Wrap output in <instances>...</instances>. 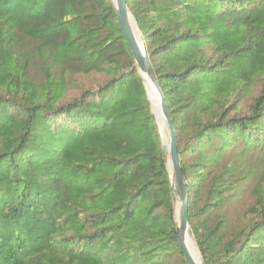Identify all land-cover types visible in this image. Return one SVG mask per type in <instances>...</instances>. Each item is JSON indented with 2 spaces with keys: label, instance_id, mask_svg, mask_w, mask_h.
<instances>
[{
  "label": "trees",
  "instance_id": "trees-1",
  "mask_svg": "<svg viewBox=\"0 0 264 264\" xmlns=\"http://www.w3.org/2000/svg\"><path fill=\"white\" fill-rule=\"evenodd\" d=\"M126 1L203 263L264 264V0ZM166 161L112 0H0V264H189Z\"/></svg>",
  "mask_w": 264,
  "mask_h": 264
},
{
  "label": "water",
  "instance_id": "water-1",
  "mask_svg": "<svg viewBox=\"0 0 264 264\" xmlns=\"http://www.w3.org/2000/svg\"><path fill=\"white\" fill-rule=\"evenodd\" d=\"M116 14L119 19L120 27L123 29L129 46L131 48L135 66L137 67L147 91V97L150 102L151 111L156 118V122L160 129V124L158 122L157 114L159 113L165 124L166 135L162 139V144L166 148L168 156L166 161V166L168 172L170 173L173 187L177 188L180 196L179 201V217L176 219L175 207H174V218L177 223L179 241L184 252V255L189 264H204L203 257L199 251V256H194L189 252V249L186 245L187 234L191 230L189 217H188V191L186 186V181L182 171L181 158L178 152L177 145V133L173 120L171 119L165 103V95L157 81L156 74L154 72L153 66L151 64L149 55L146 50L145 43L142 39V33L137 24L135 16L129 9L126 0H112ZM147 81H150L151 84L155 87L159 98V109L158 113L153 108V103L149 95ZM162 132V131H161Z\"/></svg>",
  "mask_w": 264,
  "mask_h": 264
},
{
  "label": "rangeland",
  "instance_id": "rangeland-1",
  "mask_svg": "<svg viewBox=\"0 0 264 264\" xmlns=\"http://www.w3.org/2000/svg\"><path fill=\"white\" fill-rule=\"evenodd\" d=\"M101 80H102V76L100 74L77 75V76L73 77L74 89L72 88L71 90L68 91L67 97H71V96L78 94V91H77L78 88H75V85H79L81 87H94V86L98 85L101 82ZM159 130H160L161 142H162L163 137L166 135V131L163 134V130L161 129V127ZM162 135H163V137H162ZM163 148L166 152V156H168L166 148L164 146H163ZM173 191H174V207H175V203L180 201V196H179V192H178L177 188L173 187ZM253 201H254V197L252 195H249V196H246L243 203L233 207L232 214L234 215L235 219H241L242 220V218L244 217V215L246 213V207L248 205H250L251 203H253ZM190 233L192 234V236L195 239V236L191 230H190ZM195 242H196V240H195Z\"/></svg>",
  "mask_w": 264,
  "mask_h": 264
},
{
  "label": "bare ground",
  "instance_id": "bare-ground-1",
  "mask_svg": "<svg viewBox=\"0 0 264 264\" xmlns=\"http://www.w3.org/2000/svg\"><path fill=\"white\" fill-rule=\"evenodd\" d=\"M147 86H148V91H149V95H150V98L152 100V103H153V108L154 110L158 113V109H159V98H158V95H157V92L155 90V87L153 86V84H151L150 81H147ZM157 118H158V122L160 124V127L161 129L163 130V134L165 132V124H164V121L161 117V115L158 113L157 114ZM175 213H176V219L178 220V217H179V202H176L175 203ZM186 245H187V248L189 249V252H191L192 255L194 256H199V251H198V248H197V244L195 242V239L194 237L192 236V234L189 232L187 234V237H186Z\"/></svg>",
  "mask_w": 264,
  "mask_h": 264
}]
</instances>
